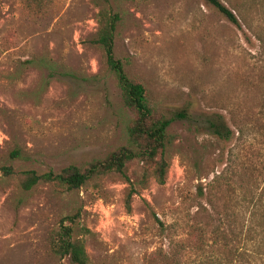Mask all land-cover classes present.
<instances>
[{
	"label": "rangeland",
	"instance_id": "obj_1",
	"mask_svg": "<svg viewBox=\"0 0 264 264\" xmlns=\"http://www.w3.org/2000/svg\"><path fill=\"white\" fill-rule=\"evenodd\" d=\"M31 1L0 0V264H72L52 240L74 215L91 264H264V240L244 242L240 210L235 234L219 246L209 241L217 224L228 229L224 198L215 199L217 216L198 191L231 152L238 173L264 164L256 131L264 120V0H219L240 27L205 0ZM102 7L120 18L115 57L174 120L166 182L152 180L129 212L119 174L100 180V190L40 182L25 191L19 181L22 171L85 167L127 143L132 114L94 44ZM45 63L55 66L52 76ZM219 116L232 130V118L245 127L244 143L210 133ZM15 149L21 157H11ZM140 173L138 162L125 171L131 181Z\"/></svg>",
	"mask_w": 264,
	"mask_h": 264
},
{
	"label": "trees",
	"instance_id": "obj_2",
	"mask_svg": "<svg viewBox=\"0 0 264 264\" xmlns=\"http://www.w3.org/2000/svg\"><path fill=\"white\" fill-rule=\"evenodd\" d=\"M98 1L108 3L110 0ZM205 1L232 24L240 27L232 11L228 10L219 0ZM40 3V0L31 1L33 7H38ZM119 20L117 13L105 7L100 8L97 15L98 30L94 44L102 50L105 64L113 74L120 90L122 103L132 114V118L126 124V145L109 153L103 159L90 162L85 167L69 166L59 173L48 172L42 175H38L33 170L22 171L19 181L23 190L29 191L40 182L52 184L56 189L66 191L79 190L89 184L100 190L102 188L100 180L119 174L128 186L125 208L129 212L133 197L140 191L146 190L152 180L158 185L165 184L170 168L169 153L174 143V138L169 134L168 129L174 120L159 112L150 103L144 84L131 78L121 61L115 57L114 34ZM45 65L49 70V76H52L55 66L50 63H45ZM259 124L261 126L256 131L263 133L264 137V120ZM231 125L235 131L230 128L222 116H219L217 120L210 123V133L227 142L237 134L235 140L241 144L244 143L245 127L233 118ZM233 155L231 152L225 169L215 174L209 184L203 187L198 186L200 195L209 200L208 203L213 209H215V199L224 198V219L228 229L225 230L226 227H221L219 224L214 227L213 235L209 240L214 246H219L221 240L225 242L228 233L231 236L235 234L237 227L234 218L237 210H240L245 221L244 242L247 244L260 238L264 240V164H260L259 168L245 165L238 173L237 166H235L236 155L234 157ZM11 157H21V151L13 150ZM132 162L141 164V173L135 181H131L125 174L127 166ZM1 170L5 175L13 174L11 167L3 166ZM215 214L220 216L216 209ZM75 217L76 215L66 216L62 219L61 227L52 240L53 251L60 257H68L72 264H91L83 240L75 236L77 230ZM217 221L221 223V220ZM64 222H67V225L64 226ZM82 231L90 233L85 228ZM195 243L197 246L201 245L199 250L205 247L204 240L202 245L201 233L197 235Z\"/></svg>",
	"mask_w": 264,
	"mask_h": 264
}]
</instances>
